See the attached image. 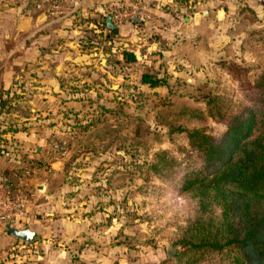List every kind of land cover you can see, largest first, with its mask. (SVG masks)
<instances>
[{"label": "rangeland", "instance_id": "obj_1", "mask_svg": "<svg viewBox=\"0 0 264 264\" xmlns=\"http://www.w3.org/2000/svg\"><path fill=\"white\" fill-rule=\"evenodd\" d=\"M165 1L1 0L7 26L0 41L13 48L4 71L13 76L0 77V87L10 92L3 96L18 97L0 114V182L16 184L29 171L22 179L33 198L26 225L35 234L29 243L13 238L1 247L0 264H171L170 242L191 204L144 173V162L156 150L182 159L185 138L168 125L224 130L194 112L203 107L198 97L218 88L242 101V86L217 61L264 72V22L256 23L245 3L234 22L222 12L217 22L211 13L196 14L216 0H185L182 12L179 0ZM132 9L139 14L131 16ZM84 38L94 43L84 45ZM120 47L135 61L116 63ZM18 57L25 62H12ZM144 72L164 83L140 84ZM60 78L86 80L87 89L67 94L57 88ZM64 107L78 113L74 129ZM55 140L67 151L49 160L46 146Z\"/></svg>", "mask_w": 264, "mask_h": 264}, {"label": "trees", "instance_id": "obj_2", "mask_svg": "<svg viewBox=\"0 0 264 264\" xmlns=\"http://www.w3.org/2000/svg\"><path fill=\"white\" fill-rule=\"evenodd\" d=\"M186 4L185 0L178 2L181 9L187 8ZM108 24L105 26L111 29ZM81 41L84 45L94 43L89 38ZM117 54L121 58L115 62L121 66L135 61L133 52L125 48H118ZM217 62L216 67L221 66L231 80L242 86L243 99L235 102L231 92L212 88L198 97L203 107L194 112L221 123L224 130L215 135L199 126L187 127L180 122L168 125L170 133L185 138L186 148L180 147L182 159L177 160L166 150H156L144 162L143 171L170 183L191 204V214L174 230L170 243L176 249L169 258L171 264H264V72L251 75L252 69L239 67L241 63ZM77 83L60 78L57 88L67 94L85 90L86 80ZM139 83L154 88L164 80L144 72L139 75ZM52 89L54 92L56 87ZM3 93L9 92L0 94V114L18 97ZM69 102L72 100L60 103L65 106ZM97 109L103 111V106ZM63 112L65 118H73L70 129L79 125L76 111L64 107ZM5 182L12 187L9 181L0 183L5 186Z\"/></svg>", "mask_w": 264, "mask_h": 264}, {"label": "built area", "instance_id": "obj_3", "mask_svg": "<svg viewBox=\"0 0 264 264\" xmlns=\"http://www.w3.org/2000/svg\"><path fill=\"white\" fill-rule=\"evenodd\" d=\"M134 13V14H133ZM139 14L136 9L131 10V16ZM67 151L64 141H51L47 144L45 158L56 160L61 158ZM29 171L24 170L22 175L17 177L16 184L12 187L3 186L0 183V227L10 225L21 228L26 225L29 207L32 204V196L26 189L22 179L26 178Z\"/></svg>", "mask_w": 264, "mask_h": 264}, {"label": "crops", "instance_id": "obj_4", "mask_svg": "<svg viewBox=\"0 0 264 264\" xmlns=\"http://www.w3.org/2000/svg\"><path fill=\"white\" fill-rule=\"evenodd\" d=\"M166 1H169V0H166ZM165 1V2H166ZM214 1V0H213ZM1 2V0H0ZM229 3H230V6L232 7V5L235 7L234 9H232L231 7H228L227 10H225L226 7L225 4H226V1L225 0H216V3H215V6H212V8L208 9V11L206 10H197L196 14H197V19H199V17H201V15H208L209 13L212 14V17L214 20H216L217 22L219 21L220 18H218L222 12V14H225V15H232L231 16V22H234V20H236V14L237 12L241 9H239L237 6L238 4L240 3H245L246 4V7L249 8V12H253L255 14V16L257 17L256 19V23L259 22V23H263L264 22V0H229ZM15 4H17V2H15ZM19 4V2H18ZM7 8V6H6ZM1 9V7H0ZM234 10V11H233ZM247 10V11H248ZM180 12H182V9L180 8ZM218 15V17H217ZM242 17V15L240 16V18ZM196 19V17H194ZM196 19V20H197ZM241 21H243V17L241 18ZM246 21V19H245ZM14 25V24H13ZM13 25H11V27L13 28ZM6 22L5 21H1L0 20V28H3L5 29L6 28ZM2 30V29H0ZM1 36V34H0ZM5 46V41H0V67H5V69H3V71L0 72V77L1 78H11L13 75H12V72L11 74L10 73H7L6 71V68L8 67L7 66V60H8V51L12 52L13 51V48L11 47L9 50L7 49V46ZM20 57V56H19ZM19 57L18 58H15L12 62H16V63H23L25 61L22 62V60H19ZM39 57V56H37ZM36 56L32 55V58H37ZM12 60V59H11ZM31 61V60H30ZM5 63H7L5 65ZM18 73L19 74H24L23 71L21 70H17L15 71V74L17 77H20L18 76ZM28 75L26 76H29V77H34L33 73L32 72H27ZM24 76V75H22ZM21 76V77H22ZM7 85H5L4 87H0V88H3L4 90H0V93L2 92H8L6 90V87ZM33 89V87H31ZM32 92V91H31ZM10 93V92H9ZM37 152L39 151V149H36ZM5 184H7L5 182ZM15 239V238H14ZM14 239L11 235H9L5 230L2 229V227H0V248L3 247L4 245H6L7 243H10V244H13L14 243Z\"/></svg>", "mask_w": 264, "mask_h": 264}, {"label": "water", "instance_id": "obj_5", "mask_svg": "<svg viewBox=\"0 0 264 264\" xmlns=\"http://www.w3.org/2000/svg\"><path fill=\"white\" fill-rule=\"evenodd\" d=\"M3 228L9 235H11L13 238L23 244L31 242L35 234L34 231L31 230L27 225L21 228H15L10 225H4Z\"/></svg>", "mask_w": 264, "mask_h": 264}]
</instances>
